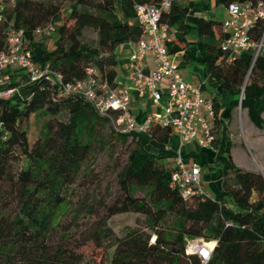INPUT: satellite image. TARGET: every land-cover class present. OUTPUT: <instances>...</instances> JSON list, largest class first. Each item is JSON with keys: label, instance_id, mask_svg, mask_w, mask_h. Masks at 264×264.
I'll use <instances>...</instances> for the list:
<instances>
[{"label": "trees", "instance_id": "trees-1", "mask_svg": "<svg viewBox=\"0 0 264 264\" xmlns=\"http://www.w3.org/2000/svg\"><path fill=\"white\" fill-rule=\"evenodd\" d=\"M256 1L201 3L206 11L211 2L225 7ZM138 2L155 4L158 0H71L62 16L49 0H0V51L6 49L7 28H22L27 45L33 48L34 62L47 64L65 82L83 79L86 69L95 66L100 78L112 83L119 45L141 37L133 10ZM193 4L173 0L162 21L175 31L168 44L170 53L182 51L184 60L206 65L211 84L232 97L223 110L217 96L211 99L217 134L214 149L218 159L225 161L230 159L231 144L226 123L239 104L251 123L264 132V118L256 107L264 94V53L254 58L253 51L247 50L228 61L220 49V20L200 15L193 25L186 22ZM47 22L56 27L49 36L51 45H36L33 31ZM88 29L96 32L95 40H85ZM192 30L194 37L189 38ZM262 34L264 17L250 31L253 40ZM8 86L17 87L18 92L0 98V264H86L79 245L67 242V232L60 231L57 243L51 239L84 163L97 145H105L99 129L111 120L80 94L58 97L50 77L30 81L24 76ZM31 117H47L32 141ZM135 117L143 119L144 112ZM110 131L122 144L130 138L131 145L117 173L119 195L104 205V217L81 243L90 240L100 250L94 264H200L196 255L185 251L187 242L195 238L213 243L210 264H264V218L254 212L258 203L264 204V174L231 164L223 170L220 188L213 195L183 198L169 185L171 167L159 160L163 152L156 154L141 143L143 135H148L167 144L173 133L170 126L152 124L146 134ZM17 162L21 165L14 172ZM129 212L142 215L143 222L117 234L108 219ZM169 218L177 219L176 223L171 226Z\"/></svg>", "mask_w": 264, "mask_h": 264}, {"label": "built area", "instance_id": "built-area-1", "mask_svg": "<svg viewBox=\"0 0 264 264\" xmlns=\"http://www.w3.org/2000/svg\"><path fill=\"white\" fill-rule=\"evenodd\" d=\"M172 1L158 0L155 4L138 2L133 5L141 37L130 42L125 68L135 93L147 98L154 107L141 120H137L131 111L132 93L129 87L116 79L109 83L105 77L100 78L102 74L95 66L86 69L83 79L65 82L62 75L51 70L47 64L36 65L22 28H7L6 49L0 51V72L7 67H17L30 81L40 77L53 78L58 97L82 95L101 115L112 121L114 131L119 134H146L152 124L170 126L178 137V146L172 155L170 187L177 189L183 198L194 195L207 197L209 194L202 187L200 167L187 161L183 145L195 142L202 149L214 148L217 138L213 123L215 110L212 100L203 96L201 86L183 78L175 55L169 51L168 44L174 40L175 31L162 21V15ZM225 11L227 16L221 21L223 38L220 49L227 54V60L232 61L247 50L253 51L254 58L264 53V34L259 40L250 36L256 20L264 17V0L233 2L225 6ZM2 21L3 14L0 12ZM55 28L53 22H47L35 28L33 35L49 37ZM149 54L154 57L156 66L150 74H144L142 64ZM17 92L15 86L0 87V98L12 97ZM114 112L116 116H113ZM209 244L200 238L191 239L185 251L196 255L200 264H210L213 244Z\"/></svg>", "mask_w": 264, "mask_h": 264}, {"label": "rangeland", "instance_id": "rangeland-1", "mask_svg": "<svg viewBox=\"0 0 264 264\" xmlns=\"http://www.w3.org/2000/svg\"><path fill=\"white\" fill-rule=\"evenodd\" d=\"M46 1V0H45ZM52 4L58 7L59 13L62 16L63 12L67 8L69 1L71 0H49ZM207 13V17H211L216 20L222 21L226 17V11L223 6H216L213 3L210 6V9ZM57 23V22H56ZM193 34L194 31L192 30ZM96 32L92 29H88L85 32V40L92 41L95 40ZM37 39L40 40L44 46H50L52 42L51 37H40L37 36ZM123 44L119 45L118 53V62L116 65L117 72H121L122 61L127 58L126 52L122 51ZM176 62L180 66V72L184 76V79H189L193 84L198 85L201 78H199L201 73L202 65H196L194 63H187L183 65V59L181 56L175 57ZM194 66L196 67L195 69ZM206 71V70H205ZM16 71L14 72L16 80L22 77V74ZM208 72L206 71L205 74ZM202 77V76H200ZM5 81V79L3 80ZM204 96H210L206 90L203 93ZM233 114L235 119L231 121L232 125L245 124V111L239 107V105L234 109ZM47 117H31L30 127H29V139L30 141L34 140L39 134L40 129L42 128L43 122ZM236 122V123H235ZM113 128L112 121L103 124L99 129L100 132L105 136L106 142L104 146H96L92 154L87 158L86 162L83 165L81 173L77 178L71 196L68 200V203L64 205L60 211L58 229L52 234V243H57L60 240V231L67 232L69 236L68 243L72 241L76 242L79 245V252L82 253L83 258L86 264H94L93 261L99 258L100 250L94 248V245L89 240L85 244H82V241H85L88 235V232L92 230L96 222L104 217V205L110 204L115 197L119 195V185L117 181V173L119 169L126 162V155L130 148V138L122 144L119 141H116L111 137L112 132L110 131ZM174 132V131H173ZM174 134V133H173ZM146 136L143 135L141 138V143L143 142ZM174 138V135L171 137V142ZM169 142V143H171ZM147 150L154 153L162 152L164 144H161L157 147L153 146L152 148L147 144ZM198 163L203 167L205 172L210 173L209 178L212 181L211 186L206 182H202L203 189L215 188L216 183L214 179L219 177L222 173V170L219 168H208L202 166L201 155H198ZM165 166L171 167L168 162H164ZM21 162H17L13 166V171H18L20 168ZM219 170V171H218ZM212 193V192H210ZM142 194V192H140ZM169 224L172 226L173 223H176L177 219L169 218ZM108 224L117 234H122L124 230L129 226H135L143 222V216L137 213H119L111 216L108 219ZM210 245L213 243L208 241Z\"/></svg>", "mask_w": 264, "mask_h": 264}, {"label": "crops", "instance_id": "crops-1", "mask_svg": "<svg viewBox=\"0 0 264 264\" xmlns=\"http://www.w3.org/2000/svg\"><path fill=\"white\" fill-rule=\"evenodd\" d=\"M179 4L185 5L189 1H193V7L189 9L187 15H186V22L193 25L195 23L196 18H198L200 15L207 16V13L209 11L206 10L204 11L202 9V3L201 0H176ZM212 4V2H211ZM225 8V7H224ZM227 16V13H226ZM226 18V17H225ZM192 34V33H191ZM189 38L194 37V33L192 35L188 36ZM34 43L36 45H42L44 44L37 39V36H34ZM30 47V46H29ZM49 47V46H48ZM31 50L33 49L30 47ZM37 48V47H36ZM130 48L131 44L130 43H124L122 46V51L126 52L127 58L122 61L121 64V72H117L116 80L119 83H123L125 86L129 87L131 93H132V98H131V111L133 115L138 114L139 112H144V115L148 110L154 109L152 105H150V102L147 98L145 97H139L134 89L132 88V82L128 78V71L125 68L126 62L128 61V57L130 54ZM118 50V49H117ZM182 51L175 53L176 56H181L182 57ZM183 59V58H182ZM36 65H41L38 62H35ZM183 65L187 63H191L189 61H186L183 59ZM198 65V64H196ZM156 66V61L152 55H148L146 59L143 61L142 64V72L144 74H150L152 70ZM203 68H201V74L199 78V86H201L202 93H204V90L208 92L210 96H204L205 98L212 99L213 96L218 97V102L221 106L220 110H223L225 106L230 102L232 97L226 93V92H221L217 89L216 86H213L211 84L212 78L209 75L208 69L206 65H202ZM196 67L194 66L193 69ZM180 69V66H179ZM208 72L207 74L206 71ZM16 71H21L17 67H7L3 69L0 72V87L8 86L10 81H17L15 78L14 72ZM21 73V72H19ZM22 77L25 76L24 72L21 73ZM182 74V73H181ZM183 76V75H182ZM184 77V76H183ZM5 79V81H3ZM19 80V79H18ZM186 80L191 81L186 78ZM192 82V81H191ZM256 107L259 111H261V116L264 118V94H262L256 102ZM245 111V110H244ZM226 111L224 112V114ZM246 113V111H245ZM246 120L244 125H239L237 123L236 125H232L231 121L235 119L234 114L232 113V117L228 120L227 124V129H228V137L230 139V150H229V155L230 159H227L225 161L219 160L218 159V153L217 151L213 149H202L200 148L195 142H187L183 145V152L184 156L189 161L190 163H195L200 167L201 171V182H206L209 186H211L212 181L209 178L210 173L205 172L203 167L200 166V164L197 162L198 161V155H201V163L202 166H206L208 168H220L222 170V173L219 177H216L214 179V182L216 183L217 186L215 188H212L210 193L208 189L204 190L210 194L213 195L221 185L222 181V175H223V170L228 169L231 164H234L242 169L246 170H255L259 171L262 174H264V132H262L261 129L257 128L251 121L248 119L247 114H245ZM227 119L226 117H224ZM236 123V122H235ZM174 133V134H173ZM172 135H174V138L171 142V137L169 139V142L164 144V148L162 150L163 153L159 154V160L161 163L164 164V162H168L169 165H172V155H168L170 152H173L176 147L178 146V137L175 132H173ZM146 138L143 139V146L144 144H147L151 148L153 146L157 147L161 145L160 143H157L153 139H151L150 136L145 135ZM147 148V146H144ZM219 171V170H218ZM253 200L256 198L255 194H253ZM254 212L256 213L257 216L264 218V204L258 203L256 208L254 209Z\"/></svg>", "mask_w": 264, "mask_h": 264}, {"label": "bare ground", "instance_id": "bare-ground-1", "mask_svg": "<svg viewBox=\"0 0 264 264\" xmlns=\"http://www.w3.org/2000/svg\"><path fill=\"white\" fill-rule=\"evenodd\" d=\"M210 245V244H209Z\"/></svg>", "mask_w": 264, "mask_h": 264}]
</instances>
